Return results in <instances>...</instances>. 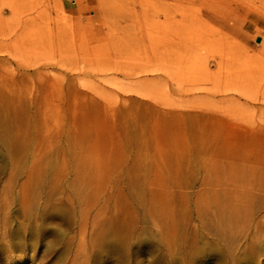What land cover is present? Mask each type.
Masks as SVG:
<instances>
[{
  "label": "rangeland",
  "instance_id": "obj_1",
  "mask_svg": "<svg viewBox=\"0 0 264 264\" xmlns=\"http://www.w3.org/2000/svg\"><path fill=\"white\" fill-rule=\"evenodd\" d=\"M168 212L264 264V0H0V264H217Z\"/></svg>",
  "mask_w": 264,
  "mask_h": 264
},
{
  "label": "bare ground",
  "instance_id": "obj_2",
  "mask_svg": "<svg viewBox=\"0 0 264 264\" xmlns=\"http://www.w3.org/2000/svg\"><path fill=\"white\" fill-rule=\"evenodd\" d=\"M184 218H193L199 222V226L196 227L195 233L192 234L193 238L197 239L198 237H203L202 239L206 240H204L205 245L216 249L213 257V261H215V263L225 264L228 258H230L233 261V264H239L238 262L240 258L238 256L240 249L236 247L238 245L233 248V245L236 242L235 237L237 236L236 238H239L241 236V232L239 230L240 228L238 227L237 222L240 219L237 213H196L187 217L175 212L163 213L158 216H152L151 214L147 215V219L152 220L153 226H157L158 223H162L168 234L172 235H174L178 229L176 224L177 220ZM196 232H199V235ZM173 263H175V261H173Z\"/></svg>",
  "mask_w": 264,
  "mask_h": 264
},
{
  "label": "water",
  "instance_id": "obj_3",
  "mask_svg": "<svg viewBox=\"0 0 264 264\" xmlns=\"http://www.w3.org/2000/svg\"><path fill=\"white\" fill-rule=\"evenodd\" d=\"M257 42H260V39H258Z\"/></svg>",
  "mask_w": 264,
  "mask_h": 264
}]
</instances>
